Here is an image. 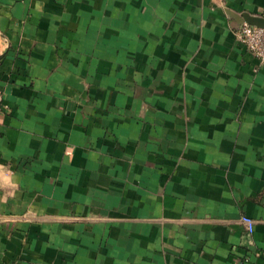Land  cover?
<instances>
[{
  "label": "crops",
  "instance_id": "obj_1",
  "mask_svg": "<svg viewBox=\"0 0 264 264\" xmlns=\"http://www.w3.org/2000/svg\"><path fill=\"white\" fill-rule=\"evenodd\" d=\"M242 13L264 0H0V264H264Z\"/></svg>",
  "mask_w": 264,
  "mask_h": 264
},
{
  "label": "built area",
  "instance_id": "obj_2",
  "mask_svg": "<svg viewBox=\"0 0 264 264\" xmlns=\"http://www.w3.org/2000/svg\"><path fill=\"white\" fill-rule=\"evenodd\" d=\"M236 39L251 53L260 66L264 67V27H258L246 22L239 23L234 32ZM4 109L3 92L0 90V112ZM245 236L250 238L254 231L255 221L249 215L243 214L240 217Z\"/></svg>",
  "mask_w": 264,
  "mask_h": 264
},
{
  "label": "water",
  "instance_id": "obj_3",
  "mask_svg": "<svg viewBox=\"0 0 264 264\" xmlns=\"http://www.w3.org/2000/svg\"><path fill=\"white\" fill-rule=\"evenodd\" d=\"M240 23L246 22L251 25H255L258 27H264V19L257 17V16H252L247 13H242L240 16Z\"/></svg>",
  "mask_w": 264,
  "mask_h": 264
}]
</instances>
